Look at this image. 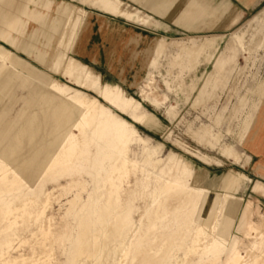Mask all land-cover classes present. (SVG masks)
I'll return each instance as SVG.
<instances>
[{
  "label": "rangeland",
  "instance_id": "374dc122",
  "mask_svg": "<svg viewBox=\"0 0 264 264\" xmlns=\"http://www.w3.org/2000/svg\"><path fill=\"white\" fill-rule=\"evenodd\" d=\"M55 1L54 9L70 4L73 17L77 8L93 16L89 42L105 59L76 53L87 28H66L68 74L57 72L52 59L62 51L57 42L68 12L60 21L53 17L61 26L46 64L7 42L13 35L27 47L41 36L42 48L43 34L34 33L40 22L0 29V48L57 79L11 81L0 106V264H115L124 247L108 255L106 235L97 231L103 227L109 238L122 231L131 242L123 264H264V173L242 141L249 137L247 124L264 113V0L250 10L235 0H196L191 10L201 7L203 15L181 24L132 0L121 1L150 15V22L107 13L90 0ZM2 67L9 65L0 59ZM47 89L69 101L97 99L93 131H77L68 113L53 117L61 102ZM34 115L39 121L33 128ZM135 116L143 122L135 124ZM72 135L78 152L49 171L55 153L65 156L60 147ZM19 137L17 156L30 160L23 169L7 158ZM114 145L128 146L129 174L112 185L110 165L119 161L106 160L100 170L99 152L103 147L119 155ZM167 182L180 187L166 190ZM82 226L89 230L86 240ZM198 229L206 238L191 252ZM82 242L83 255L76 257Z\"/></svg>",
  "mask_w": 264,
  "mask_h": 264
},
{
  "label": "crops",
  "instance_id": "0c3cea01",
  "mask_svg": "<svg viewBox=\"0 0 264 264\" xmlns=\"http://www.w3.org/2000/svg\"><path fill=\"white\" fill-rule=\"evenodd\" d=\"M93 4L99 6L102 10L107 13L114 15H121L128 19L136 16L138 21L142 22H150L151 16L145 14L138 8H135L129 4L123 3L121 0H90ZM135 3L141 5L144 9L149 10L150 12L156 15L168 16L173 20L174 23L181 24L186 21L185 18H195L203 15L200 13L201 7L197 12H193L191 10V4L195 5L196 0H187V3L180 4L179 2L175 5L169 4L168 0H132ZM195 1V2H193ZM230 1V0H228ZM238 4L245 8L246 10L253 9L261 4L263 0H235ZM55 0H0V29L1 28H14L19 27L17 31L21 30L20 28H24V26L30 21H37L41 23V27L36 29L34 33H42V37L45 38L46 43L43 44L42 48L37 46L39 39L41 36H38L37 39H33L34 42H30L27 44V47L22 44L17 45L16 40L13 35L10 39L7 40L8 44L12 46L16 51L23 54L24 56L31 57L32 55L38 56V60L41 63H48L51 57H48L49 50L52 48V43L57 39V35L59 31L57 28H60V24H54L53 17H59V21L62 16H65V12H68L67 6L70 4L62 3L58 5L56 9H54ZM29 5H33V9L29 7ZM193 5V6H194ZM73 6V5H72ZM196 7V6H194ZM191 10V11H190ZM196 9H194L195 11ZM77 15L72 16V12L70 16H67L64 27L62 29L60 37H58V46L61 48V52L56 54L52 59L53 66L56 67L57 72H65L68 74V52L66 51L67 46L62 48V36L66 31V28H87L82 30L81 36L79 40L75 44V52L82 54L84 56H91L92 54L96 55L98 60H104L105 56L101 52V48L98 46L92 47L90 45V35H91V27L93 24L91 23L93 20V16L88 14L86 11L77 8ZM192 12V15H190ZM52 13L54 16H52ZM22 17H25L23 19ZM191 20H188L186 24H190ZM188 27V26H187ZM3 36L0 30V38ZM109 40V39H108ZM113 44V43H112ZM66 45V44H65ZM105 47V46H104ZM114 48V47H113ZM22 49V50H20ZM99 50V51H98ZM33 51H37L38 53L33 54ZM99 52V54H98ZM5 48H0V59L4 61V63L9 65L8 67H2L0 69V106L4 103V96L8 91L9 82L14 80H35L39 82H43L46 79H49L52 83L53 80H57L51 78L50 76L41 73L38 69L33 67L32 65L25 62L23 59L18 57L16 54H11ZM10 56V58H9ZM53 57V56H52ZM108 57V56H107ZM61 58L59 61L58 59ZM80 65L79 61H77ZM112 65V63H111ZM27 70L28 75L24 76L22 70ZM22 73V74H21ZM62 73V74H63ZM21 74V75H20ZM66 77V76H64ZM68 78V77H66ZM4 106V105H3ZM0 107V114L5 113L4 107ZM261 110H264V106ZM259 114V113H258ZM258 114L253 118L252 124L250 122L247 124V128L250 129L249 137L245 140V136H243V144L249 147L250 153L252 154V159L257 160V168L259 171L264 173V113L261 117H258ZM3 126V124H2ZM1 126V127H2Z\"/></svg>",
  "mask_w": 264,
  "mask_h": 264
},
{
  "label": "bare ground",
  "instance_id": "6f19581e",
  "mask_svg": "<svg viewBox=\"0 0 264 264\" xmlns=\"http://www.w3.org/2000/svg\"><path fill=\"white\" fill-rule=\"evenodd\" d=\"M22 74V73H21ZM20 74V75H21ZM25 76V75H24ZM32 81V80H30ZM41 86V85H40ZM43 87V86H42ZM48 92L50 94H52L54 96V99H57L59 98L60 99V106L59 105H56V106H53L52 110H53V113H52V116L53 117H56L58 115H60L61 113H68V119H69V122H73L75 121V129H77V131L82 128L84 129L86 132H90L92 130V119H91V111L92 109L96 106V104L98 103V100L97 99H89L88 97L86 96H82L81 98L75 100V101H69L67 99H65L62 95H60L58 92H55V91H52L50 89H47ZM40 94H45L44 91H41ZM34 95V93H33ZM85 106H87L88 110L85 109ZM103 109V108H102ZM111 110V109H110ZM28 111V109L25 110V113ZM51 110L48 111V113H50ZM113 111V110H112ZM47 113V112H46ZM108 113V112H107ZM119 118H121L120 116H117ZM39 119H38V116L37 115H34L33 116V120L31 121V126L34 128L36 126V124L38 123ZM143 122V117L142 116H135V120H134V123L135 124H141ZM71 124V123H70ZM74 127V126H72ZM70 130H73L70 128ZM75 131V130H74ZM93 131V130H92ZM69 132V131H68ZM85 132V133H86ZM74 135V134H73ZM69 136L67 138H64V142H62V145L60 148H63L65 150V156H62V155H59L57 153H55L53 159H52V163L49 164L48 166V170L49 171H55L57 169L58 166H63L69 162H71L72 160V156L73 154H76L79 150V143H78V137L76 136ZM67 136V134H66ZM99 136L101 137L102 136V131L99 132ZM59 138V137H58ZM57 138V139H58ZM17 145L16 146H9L7 148V152H8V159L9 161L12 163V164H16L17 166H19L21 169H23L24 167L26 168L29 164V158H20L17 156V154H19L22 150H23V143H22V140L20 139V137L18 138L17 140ZM52 144V143H51ZM114 150L118 151L120 154L117 155L116 152L114 151H111L109 149H105L103 147H101L100 149V152L99 154L101 156H103V159L101 160V162L99 163V168L100 170L103 169V162L108 160V161H111L113 159H115L116 162H118L117 164L114 163L113 165L111 164L110 165V171H111V178L109 180V182L114 183V180L115 179H124L126 177H128V169H127V164H128V159L126 157V154H127V151H128V146L127 145H124V146H119V145H114L113 146ZM54 149V148H53ZM52 154H53V151L51 150ZM6 153V151H5ZM35 155V154H34ZM51 155V154H50ZM4 156V155H3ZM52 156V155H51ZM31 167L33 165V162L30 163ZM11 167V166H10ZM29 167V166H28ZM7 170V169H5ZM63 171V170H61ZM5 177V176H4ZM161 178V177H159ZM170 187H180L179 184L177 183H173V182H167L166 183V190ZM184 188H188V189H191L193 191H195L197 194H203V193H206V191H209V190H204V189H201V188H190V187H187V186H182ZM121 188V187H120ZM176 188V189H177ZM168 190H172L171 188L168 189ZM118 191V190H117ZM207 195V194H205ZM221 196V195H220ZM225 196V195H224ZM222 197V196H221ZM227 197V196H225ZM158 202V201H157ZM156 202V203H157ZM46 203H48L47 205H49V201H47ZM45 203V205H46ZM27 205L28 203H24V205ZM250 205V204H249ZM45 208V207H44ZM17 209V208H16ZM24 209V207H23ZM44 211V210H43ZM9 212V211H8ZM7 212V214H8ZM15 212V211H13ZM24 212V211H23ZM17 213V212H16ZM14 213V214H16ZM6 214V215H7ZM24 214V213H23ZM40 215H42L40 213ZM31 217V216H30ZM40 217V216H39ZM38 217V218H39ZM16 218V217H15ZM207 220V219H206ZM205 220V221H206ZM209 220V219H208ZM211 220V219H210ZM49 221V220H48ZM16 223V221H15ZM106 223V222H105ZM105 223L103 222L102 225L105 226ZM206 223V222H205ZM203 224V223H202ZM201 226H204V225H201ZM209 226V225H208ZM205 227V226H204ZM11 228V227H10ZM43 229V228H42ZM50 229V228H49ZM137 229V228H136ZM256 229V228H255ZM125 230V228H124ZM98 232H101L106 235V242H105V247H106V250L108 252V255L110 253H115L116 254V251L118 248L120 247H124V251H121L123 252V254L120 252L119 254H122V258L120 257H117L116 261H115V264H123L128 255H129V251H130V248H131V242L130 241H126V239L128 238L127 236H125V234L122 233V231L118 232V235L115 236L114 238L116 239H119V241H115L114 242V238H109L107 235H108V232L106 230H104V227L101 228V229H98L97 230ZM256 231H258V229H256ZM43 232V231H42ZM81 234H82V237L84 240L87 239V236L89 234V230L87 228H85L84 226H82V230L80 231ZM45 233V232H44ZM47 233V232H46ZM50 233V232H49ZM48 233V234H49ZM135 233V232H134ZM208 234L209 232L207 233V238H208ZM128 235H130V233H128ZM135 235V234H134ZM133 235V236H134ZM206 235V232L204 231V229H198L197 232H196V235L194 236V239L192 240V245L190 247V250L191 252H193L194 250H197L198 247L201 245V242L206 238L205 237ZM133 236L131 237V239L133 238ZM94 237V236H93ZM103 237V236H102ZM105 237V236H104ZM103 237V238H104ZM46 238V237H45ZM97 238L98 237H95V241L97 242ZM130 239V240H131ZM99 240L100 238H98V243H99ZM129 240V239H128ZM94 241V240H93ZM84 242V241H83ZM83 242L81 243L80 247H79V251L76 252V257L77 256H81L83 255V248H84V244ZM95 242V245L97 247H99V245ZM114 242V243H112ZM204 242V241H203ZM88 243V242H87ZM10 245V244H9ZM8 245V246H9ZM94 245V244H93ZM7 246V247H8ZM119 250H122L121 248ZM47 252V251H46ZM52 253V251H51ZM50 253V255H52ZM114 254V255H115ZM72 255V254H71ZM74 256V255H72ZM116 256V255H115ZM49 257V255H48ZM260 257V256H259ZM264 257V255H263ZM262 257V258H263ZM236 258L238 259L239 258V262H241V259H244L243 256H241L239 253L237 254ZM51 259V258H50ZM72 259V258H71ZM74 259V258H73ZM98 259V258H97ZM106 259V258H105ZM260 259V258H259ZM24 260V259H23ZM83 260V259H81ZM246 260V259H244ZM15 261V260H14ZM106 260H104L105 262ZM113 261V260H112ZM257 261V260H256ZM17 262V261H16ZM238 262V263H239ZM244 263H247V260L246 262L243 261ZM259 262V261H257ZM24 263V262H23ZM79 263V261H78ZM82 262H80L81 264ZM233 263V262H232ZM11 264V263H10ZM14 264V263H13ZM74 264V263H73ZM249 264H255V261L253 260V262H249Z\"/></svg>",
  "mask_w": 264,
  "mask_h": 264
}]
</instances>
